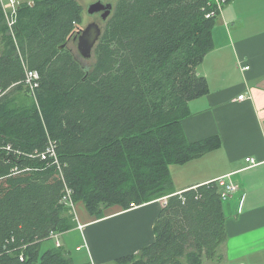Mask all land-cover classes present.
Returning <instances> with one entry per match:
<instances>
[{
	"label": "trees",
	"instance_id": "1",
	"mask_svg": "<svg viewBox=\"0 0 264 264\" xmlns=\"http://www.w3.org/2000/svg\"><path fill=\"white\" fill-rule=\"evenodd\" d=\"M19 1L12 33L0 0V264H76L63 246L42 251L78 227L68 190L96 220L167 198L153 242L113 264L221 262V187L175 195L170 171L221 146L189 142L182 126L209 92L197 68L214 49L217 1L117 0L90 65L68 48L84 21L78 0ZM27 69L39 74L34 94Z\"/></svg>",
	"mask_w": 264,
	"mask_h": 264
},
{
	"label": "crops",
	"instance_id": "2",
	"mask_svg": "<svg viewBox=\"0 0 264 264\" xmlns=\"http://www.w3.org/2000/svg\"><path fill=\"white\" fill-rule=\"evenodd\" d=\"M212 36L214 49L197 68L209 92L190 102L191 115L182 126L189 142L219 137L221 146L171 168V192L180 195L220 179L237 186L224 205L229 235L224 258L204 264H264V0H236L223 7ZM242 95L247 99L239 100ZM164 207L161 200L126 211L113 206L100 220L81 211L74 230L84 237L88 232L89 253L73 258L75 263L113 264L138 253L153 242ZM76 249L81 252L82 246Z\"/></svg>",
	"mask_w": 264,
	"mask_h": 264
},
{
	"label": "built area",
	"instance_id": "3",
	"mask_svg": "<svg viewBox=\"0 0 264 264\" xmlns=\"http://www.w3.org/2000/svg\"><path fill=\"white\" fill-rule=\"evenodd\" d=\"M2 4H3V8H4V12L6 15V20H7V24L8 27L10 28V31L13 33L14 31V27L17 23V17H18V8L20 6V1L19 0H1ZM217 1V9L219 11V13H221L222 8H223V4H224V0H216ZM215 13H211L209 15H207V18H211L214 17ZM249 69L244 68V70ZM39 74L37 71H31V70H26V77H25V81H24V85L25 87L30 91V93L34 94L36 89L39 87ZM239 100H245L247 99L245 95H242L238 98ZM50 152L52 153L53 150H50ZM247 161L249 163H251V166H255L257 165L255 163V161L253 159H247ZM216 183H218V185L223 189L222 191V197L227 200L230 196L229 195H234L239 191V188L233 184H228L226 182L223 181V179L218 180ZM162 204H164L165 206L167 205V198H163L161 199ZM64 203L69 205L71 208H73L74 211V207L75 204L72 201L71 198V191L68 190L67 191V195L64 198ZM132 207H134V205H132ZM75 214V213H74ZM59 234L56 233H51L50 238L52 240L56 241V246L60 247L61 243L59 241ZM21 260H23V258H21Z\"/></svg>",
	"mask_w": 264,
	"mask_h": 264
},
{
	"label": "rangeland",
	"instance_id": "4",
	"mask_svg": "<svg viewBox=\"0 0 264 264\" xmlns=\"http://www.w3.org/2000/svg\"><path fill=\"white\" fill-rule=\"evenodd\" d=\"M78 1L84 8V21H83V24H82V29H83V28H86L89 24H91L94 21H96L98 23L101 22L100 15L90 16L87 13V7L90 4H92V3L96 2V1H102L103 3H112V4H114L117 0H78ZM20 3H21V1H20ZM68 48L71 49L79 57V59H81V61H82V63L84 65H90L91 64V60H85L81 56H79L77 42L70 41V43L68 45ZM180 166H182V165L172 166L171 168L174 171L176 169V167H180ZM186 167H189V166H186ZM179 169H187V168H179ZM170 171H171V169H170ZM171 178H172V181H173L172 174H171ZM222 191H223V189H222ZM81 211H86L84 204L81 203V202L75 204L74 213H75V216H76V220H78V221H79V216H80V212ZM85 234L88 237V232L87 231L85 232ZM86 236L84 237V235L82 233H80V232H78L76 230H72L70 232H67V233L61 235L59 237V241H60V243H62V245H64L63 246L64 249L66 251H68L73 258H82V257H85L86 254L89 253V249H88V247L86 245V241H85ZM79 245L82 246V251L81 252L77 251V249H76V247L79 246ZM55 246H56V241L55 240H48V241L44 242V244L42 246V251H46L48 249L55 248ZM205 263H208V262H205Z\"/></svg>",
	"mask_w": 264,
	"mask_h": 264
},
{
	"label": "water",
	"instance_id": "5",
	"mask_svg": "<svg viewBox=\"0 0 264 264\" xmlns=\"http://www.w3.org/2000/svg\"><path fill=\"white\" fill-rule=\"evenodd\" d=\"M112 11L113 4L103 3L102 1H96L87 7V13L90 16L100 15L101 21L103 22L108 20ZM102 33V22L98 23L96 21L78 31V34L74 37V41L77 42L78 52L83 59L89 60L92 58L93 51ZM65 46L63 45L60 48L63 49Z\"/></svg>",
	"mask_w": 264,
	"mask_h": 264
}]
</instances>
